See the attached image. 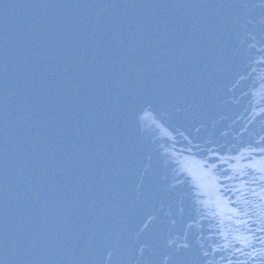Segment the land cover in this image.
Returning <instances> with one entry per match:
<instances>
[{"label":"water","instance_id":"water-1","mask_svg":"<svg viewBox=\"0 0 264 264\" xmlns=\"http://www.w3.org/2000/svg\"><path fill=\"white\" fill-rule=\"evenodd\" d=\"M0 264H264V0H0Z\"/></svg>","mask_w":264,"mask_h":264}]
</instances>
